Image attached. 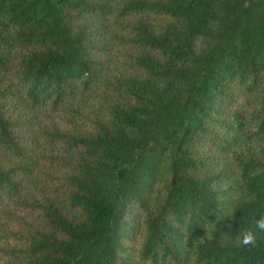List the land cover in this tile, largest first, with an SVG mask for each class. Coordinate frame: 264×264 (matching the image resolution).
<instances>
[{
	"label": "trees",
	"instance_id": "1",
	"mask_svg": "<svg viewBox=\"0 0 264 264\" xmlns=\"http://www.w3.org/2000/svg\"><path fill=\"white\" fill-rule=\"evenodd\" d=\"M264 0H0V264H264Z\"/></svg>",
	"mask_w": 264,
	"mask_h": 264
},
{
	"label": "clouds",
	"instance_id": "2",
	"mask_svg": "<svg viewBox=\"0 0 264 264\" xmlns=\"http://www.w3.org/2000/svg\"><path fill=\"white\" fill-rule=\"evenodd\" d=\"M264 233V214L253 224L240 232L239 243L242 247H255L257 245V233Z\"/></svg>",
	"mask_w": 264,
	"mask_h": 264
}]
</instances>
